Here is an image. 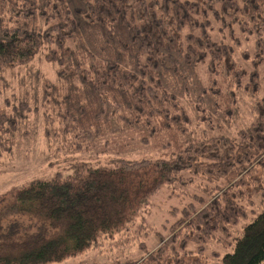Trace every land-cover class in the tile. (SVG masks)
<instances>
[{
  "label": "trees",
  "instance_id": "trees-1",
  "mask_svg": "<svg viewBox=\"0 0 264 264\" xmlns=\"http://www.w3.org/2000/svg\"><path fill=\"white\" fill-rule=\"evenodd\" d=\"M0 15V80L42 53L56 68L55 79L36 74L41 93L5 98L0 166L40 105L46 139L65 153L110 135L160 152L104 151L1 193L0 264L62 261L115 235L130 243L162 190L182 203L168 234L152 250L138 239L140 257L115 264H207V241L242 220L221 264L264 262V0H0Z\"/></svg>",
  "mask_w": 264,
  "mask_h": 264
},
{
  "label": "rangeland",
  "instance_id": "rangeland-1",
  "mask_svg": "<svg viewBox=\"0 0 264 264\" xmlns=\"http://www.w3.org/2000/svg\"><path fill=\"white\" fill-rule=\"evenodd\" d=\"M245 42L246 46L241 48L249 50L251 54L254 51V40L250 39ZM238 59L241 63L248 65L246 59L243 60L240 56H238ZM16 70L6 71L4 73L5 79L0 80V107L4 106L7 96L12 98L14 97L13 95H19L25 89L33 92L36 87L39 89V93H41L40 88L42 83L38 80L37 73L38 76L41 75L50 79H55L56 76L55 66L46 62L43 53L39 54L35 61L27 66L26 70L19 72H16ZM259 71L260 73L264 72V65ZM9 104L11 105V103ZM249 107L250 99L246 94L242 93L240 99V118L244 121L249 119L247 116L250 112ZM7 109L11 110L9 107ZM40 109V111H35L31 108L26 121V128L29 129L28 136H19L13 153L3 158L0 166V194L12 186H20L34 178H50L57 171L67 174L70 172L68 170L69 162L76 159L90 161L93 157L104 151H107L111 155H127L130 157L160 154L159 150L149 145H142L136 138L127 141L126 137L116 135L108 136L110 140L108 145H105L104 139L97 141L92 152L65 153L58 150V147L52 144L53 142L50 143L46 139L44 135V120L46 113L49 112V108L44 112L46 107L40 105ZM50 113L53 112L51 111ZM101 155L98 158H101ZM194 189L193 185L183 186L179 192L180 198L183 199L184 197L185 201L186 198H189L188 191L191 192ZM170 196L169 190H162L152 199L151 205L146 207L141 217L137 220V222H142L143 229L141 230V236L136 240H132L130 243L124 245L118 243L119 237L115 235L114 237L105 238L99 247H93L62 261L48 264H115L117 260L123 261L128 258H139L141 254L139 240L144 241L142 244L146 249L152 250L158 245L157 233L161 231L163 234H168V229L164 226L170 224L174 219L172 214L174 206H182V203ZM244 222L246 221L242 220L234 228L235 230H232L230 237L217 235L214 239L207 241L204 250L207 264H221L223 255L226 252L232 251L234 237ZM190 247H194V245L190 244Z\"/></svg>",
  "mask_w": 264,
  "mask_h": 264
}]
</instances>
